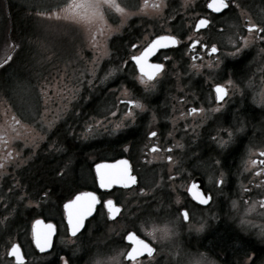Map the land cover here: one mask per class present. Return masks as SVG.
Wrapping results in <instances>:
<instances>
[{
	"label": "flooded vegetation",
	"instance_id": "af4514ba",
	"mask_svg": "<svg viewBox=\"0 0 264 264\" xmlns=\"http://www.w3.org/2000/svg\"><path fill=\"white\" fill-rule=\"evenodd\" d=\"M205 3H71L80 13L91 5L108 24L106 55L92 62L96 66L89 74L79 75L83 83H79V92L67 95L54 91L48 107L40 110L44 112L41 117L30 111L25 119L11 110L10 118L0 126V170L23 163L11 175L1 173L0 185L4 187L5 180L13 179V186L27 198L29 209L24 212H29V217L17 218L19 222L24 217L21 226L27 236L13 243L20 245L28 263L32 258L49 260L41 264H60L59 258L64 256L70 264H84L86 256L119 250L123 264H130L124 259L130 247L125 239L129 233L154 248L153 258L146 254L140 257L143 264H162L166 258L170 260L167 254L173 253L172 259L181 256L182 248L215 259L202 248L209 229L221 220L227 231L230 225L241 232L227 219L210 225L197 222L198 217H209L214 205L217 208L219 202L227 203L234 194L243 202L259 200L264 204V164L260 163L264 160L260 155L264 151V95L259 96L264 80V39H258L264 34L249 32L246 27L254 24L264 28V0H229V8L219 14L210 13ZM204 17L210 20L209 25L195 30L196 21ZM164 35L175 36L179 43L158 49L149 57V63L164 67L155 78L154 90L145 92L130 57L146 51L156 37ZM98 37L93 34L95 40ZM245 39L249 40L247 48L235 56L228 55L235 53ZM192 41L197 42L195 46H190ZM213 46L217 48L215 54L210 51ZM193 65H200L199 71ZM78 69L82 72V67ZM101 80L106 82L104 86ZM217 83L226 87L227 96L220 111L212 112V108L220 107L213 91ZM130 99L145 105V111L136 110L134 119L125 117L129 111L126 101ZM192 108L202 111L188 115ZM118 123L123 126L113 131ZM239 128L242 131L236 132ZM227 130L233 132V139L221 146L219 141L228 139ZM152 131L157 133L155 137L149 135ZM37 132L45 137L42 143L36 142ZM118 160L128 161L136 183L100 189L95 182V165ZM245 160L257 163L245 170ZM221 173L223 182L217 185ZM193 183L202 195L210 197L208 205L192 198L188 187ZM89 191L104 200L111 199L120 211L109 219L102 204L97 205L73 237L67 231L63 204L77 192ZM182 213L189 219L185 220ZM37 219L56 227L52 247L45 252H39L32 240V225ZM198 223L203 226L200 231H196ZM154 226H166L168 235L153 231ZM23 244L28 245L29 254ZM173 246L178 250L173 252Z\"/></svg>",
	"mask_w": 264,
	"mask_h": 264
},
{
	"label": "rangeland",
	"instance_id": "374dc122",
	"mask_svg": "<svg viewBox=\"0 0 264 264\" xmlns=\"http://www.w3.org/2000/svg\"><path fill=\"white\" fill-rule=\"evenodd\" d=\"M11 1H14L16 6H22L25 12L13 15V25L17 35L13 40L16 43L15 52L11 56L8 54L7 58L10 57L6 58L9 60L7 64L0 65V126L10 118L11 110L21 114L25 119H28L31 113H35L37 118L41 117L44 112L40 110L48 107V98L54 91L67 95L79 92V83L83 84L78 79L79 75L85 72L89 74L93 71V66H96L92 62L106 55L104 53L109 38L108 24L99 18L98 10L91 9V5L85 6L89 9L80 13L71 4L74 0ZM2 23L3 14L0 9V56H5L11 50V45L7 36L3 35ZM94 33L100 36L97 40L93 38ZM98 50L99 53H95ZM12 57L14 61H10ZM79 67H82V72ZM259 76L263 77L262 74ZM105 84L106 82L101 80V85ZM263 89L264 80L260 83L259 96L264 95ZM2 131L0 129V134ZM35 134L37 143L45 140L41 133ZM8 135L10 132L6 133L9 139ZM14 142L19 146L18 140L14 139ZM24 161H27V158ZM22 164L18 163V166L12 169L5 167L0 170V174L11 175L15 173L12 170L20 168ZM14 182L13 179L5 180L4 187L0 185V264H13L5 256L7 249L18 237L25 239L27 236L25 234L27 231L23 229L20 231L12 226L18 215H26L24 210L29 209L27 198L13 186ZM222 218L229 220L241 233L256 239L264 246V235H261L264 232V204L261 205L259 200L243 202L234 194L229 196L227 203L223 202L222 205L219 202L217 208L214 205L209 217H198L197 222L213 225ZM200 224L198 223V226ZM7 228H11L12 231L7 233ZM23 245L26 254H29L28 245ZM173 248V252L178 250L175 246ZM189 251L188 248H182L179 251L182 255L174 259H172L173 253L167 254L170 260L167 261L166 258L162 264H220L198 250ZM48 261L31 258L27 264H41ZM242 262L248 264L247 259ZM157 263L158 261L154 264ZM84 264H123V261L121 252L117 250L110 254L97 252L95 255L86 256ZM256 264H264V258Z\"/></svg>",
	"mask_w": 264,
	"mask_h": 264
},
{
	"label": "snow or ice",
	"instance_id": "6c2138e0",
	"mask_svg": "<svg viewBox=\"0 0 264 264\" xmlns=\"http://www.w3.org/2000/svg\"><path fill=\"white\" fill-rule=\"evenodd\" d=\"M187 4L191 3V0H185ZM156 7V5H153ZM210 13H222L223 11L229 8V0H206L204 4ZM210 20L206 17L200 18L195 23V30L202 29L209 25ZM247 31L253 32L258 31L261 34H264V28H259L254 24H247ZM258 39H264V35L258 37ZM178 39L173 35H164L158 36L153 41L152 45L146 51H143L137 55H133L130 59L136 65V70L139 72V76L137 77L138 82L144 86L145 92H151L155 88V78L159 75V73L163 69V65L159 63H149V57L156 54L158 49L166 48L169 46H175L178 44ZM196 41H192L190 46H195ZM249 45V40L245 39L240 48H237L235 53H229L230 56H235L239 53L243 48H247ZM135 47V45H133ZM211 53L215 54L217 52V48L213 46L210 49ZM167 58V57H165ZM211 67V64L209 65ZM197 71H199L200 65H193ZM231 84V81H228ZM215 93V100L220 104V107L212 108V112L220 111V108L223 106V102L227 96L226 87L217 83L213 89ZM126 103L129 105V111L125 113V117L129 119H134L136 110L140 112L145 111V105L141 103L139 100H128ZM201 109L192 108L188 115H193L194 113L201 112ZM155 120V116L152 117ZM122 124H116L113 128V131L122 127ZM236 132H241L242 128L236 129ZM150 136L155 137L157 133L152 131L149 133ZM233 132L231 130H227L226 140H220L219 143L221 146L228 145L233 139ZM127 151V149H125ZM157 150V149H153ZM261 156H264V151L260 153ZM171 159V158H169ZM257 163L256 160H245L244 167L245 170L250 165H255ZM261 164H264V160L260 161ZM259 174V173H257ZM95 182L97 186L102 190H108L113 187V185H119L122 187H128L130 184L136 183V177L130 174V169L128 166L127 160H118L113 164L100 163L95 165ZM223 182V173H221V178L216 180L217 185H221ZM188 192L192 195V198L198 201L199 204L208 205L210 202V197L206 195H202L200 191L197 189V185L193 183L190 187H188ZM103 206L104 209L107 210L109 219L114 217L115 213H118L120 209L116 207L111 199L104 200L102 197L98 196L95 191L89 192H77L73 197L68 199L63 204V210L65 213V221L67 223V231L71 234V236L75 237L81 229L84 227V222L87 217L93 215L96 211L97 205ZM86 205V206H85ZM185 220L189 219L187 213H182ZM37 223L41 225L40 228L33 227L32 230V240L35 247L40 252H45L48 248L52 247V236L56 231V227L54 224L50 222H45L42 219H37L33 221V225L35 226ZM203 226L197 228L196 231H200ZM147 235H151V233H147ZM264 235V232L261 233ZM127 241L130 243V247L125 251L124 259L129 261L130 264H143V261L140 260V257L143 255H147L149 259L154 256V248L150 245V243L145 240L139 238L134 233H129L125 237ZM6 255L12 258L13 264H24V257L22 255L21 247L17 243H12L11 246L7 249ZM60 264H70V261L66 259L64 256H60ZM248 264H256L255 256H249L247 258Z\"/></svg>",
	"mask_w": 264,
	"mask_h": 264
},
{
	"label": "trees",
	"instance_id": "16d2710c",
	"mask_svg": "<svg viewBox=\"0 0 264 264\" xmlns=\"http://www.w3.org/2000/svg\"><path fill=\"white\" fill-rule=\"evenodd\" d=\"M0 3L2 6L0 9L3 14V23L1 25L4 29L3 35L7 36L11 45V50L8 51L5 56H0V64H7L9 61L7 59H9L11 55H14L16 47V43L13 42V40L17 38L13 25V15L24 13L25 9L22 6H16L14 1L11 0H0ZM8 54H10V56L7 58ZM10 61H14V57H12ZM23 216L26 217L27 220L29 212H27L26 215L23 214ZM17 220L12 224L13 228L22 229L23 226L21 225L23 222L19 220V223ZM11 231V228L6 229L7 233H10ZM205 245L207 250L214 255L215 259L220 264H244L242 260L247 259L251 253L255 256L256 261L264 254V246H258L260 244L243 237L241 233L235 231L230 225L227 231L224 229V225L221 222L215 226L213 231H210L207 234Z\"/></svg>",
	"mask_w": 264,
	"mask_h": 264
},
{
	"label": "clouds",
	"instance_id": "9594fccd",
	"mask_svg": "<svg viewBox=\"0 0 264 264\" xmlns=\"http://www.w3.org/2000/svg\"><path fill=\"white\" fill-rule=\"evenodd\" d=\"M153 231H160L161 233H163L165 236L168 235V229L166 226H161L159 228H154L152 229Z\"/></svg>",
	"mask_w": 264,
	"mask_h": 264
},
{
	"label": "bare ground",
	"instance_id": "6f19581e",
	"mask_svg": "<svg viewBox=\"0 0 264 264\" xmlns=\"http://www.w3.org/2000/svg\"><path fill=\"white\" fill-rule=\"evenodd\" d=\"M263 130H264V129H263ZM16 220H17V219H16ZM214 229H215V227L210 228V229H209V232H210V231H213ZM202 242H203V241H202ZM258 246H261V245H258ZM261 247H262V246H261ZM202 248H203V250H207L205 244H203V247H202ZM6 256H7V255H6ZM263 258H264V254L262 255V257H261L259 260L261 261V259H263ZM259 260H257L256 263H257Z\"/></svg>",
	"mask_w": 264,
	"mask_h": 264
},
{
	"label": "water",
	"instance_id": "95a60500",
	"mask_svg": "<svg viewBox=\"0 0 264 264\" xmlns=\"http://www.w3.org/2000/svg\"><path fill=\"white\" fill-rule=\"evenodd\" d=\"M198 202V201H197ZM33 227H36V228H40L41 227V225L39 224V223H37L35 226L34 225H32V230H33ZM53 236H54V234H53ZM53 236H52V238H53ZM49 249V248H48ZM48 249L46 250V251H48ZM22 251V250H21ZM39 251V250H38ZM40 252V251H39ZM22 255H23V253H22ZM8 257V256H7ZM24 257V256H23ZM8 258H11V257H8ZM26 262V259H25V257H24V263Z\"/></svg>",
	"mask_w": 264,
	"mask_h": 264
}]
</instances>
